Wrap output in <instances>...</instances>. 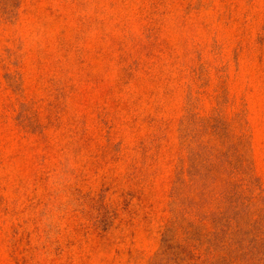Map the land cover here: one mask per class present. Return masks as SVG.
<instances>
[{"label":"rangeland","instance_id":"1","mask_svg":"<svg viewBox=\"0 0 264 264\" xmlns=\"http://www.w3.org/2000/svg\"><path fill=\"white\" fill-rule=\"evenodd\" d=\"M0 264H264V0H0Z\"/></svg>","mask_w":264,"mask_h":264}]
</instances>
